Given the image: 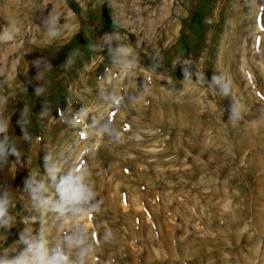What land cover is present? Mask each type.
<instances>
[{"label":"rangeland","instance_id":"374dc122","mask_svg":"<svg viewBox=\"0 0 264 264\" xmlns=\"http://www.w3.org/2000/svg\"><path fill=\"white\" fill-rule=\"evenodd\" d=\"M0 127V257L75 224L84 264H264V0H0ZM73 170L85 213L39 207Z\"/></svg>","mask_w":264,"mask_h":264},{"label":"clouds","instance_id":"9594fccd","mask_svg":"<svg viewBox=\"0 0 264 264\" xmlns=\"http://www.w3.org/2000/svg\"><path fill=\"white\" fill-rule=\"evenodd\" d=\"M53 23H58L60 14L56 13L51 17ZM50 37H56L59 33L56 30L49 29ZM5 38L11 39L8 32L4 34ZM215 83H219V78L213 77ZM42 89L37 88V94ZM230 91L229 84L223 86V93L228 95ZM234 117L240 115V107L238 104L232 106ZM5 129L0 127V132ZM2 150V146H0ZM52 179L55 181L56 192L59 195V200L53 203L50 199L43 198L40 193L44 191V186L39 185L32 189V197L38 202V206L46 208L52 205V208L61 216L71 215L72 217L81 216L86 209L83 205L90 199L91 193L86 188L83 180V174L75 170L68 172L65 175L57 176L52 173ZM7 199H0V228H11L12 217L8 213ZM91 209H87L90 211ZM28 230L25 229L20 235V243L24 244L23 250L12 258L6 256L0 257V264H84L85 257L92 251V245L86 243V238L83 230L79 225L74 224V231L71 235H65L64 246L48 247L42 238L29 237ZM65 247L76 249V258H71L66 252Z\"/></svg>","mask_w":264,"mask_h":264},{"label":"bare ground","instance_id":"6f19581e","mask_svg":"<svg viewBox=\"0 0 264 264\" xmlns=\"http://www.w3.org/2000/svg\"><path fill=\"white\" fill-rule=\"evenodd\" d=\"M125 80V79H124ZM137 124H138V122H137ZM104 132V131H103ZM103 132L101 131V129L100 130H96V132H95V137H97L98 139H100V138H102V136H103ZM92 134V133H91ZM94 137V136H93ZM104 137V136H103ZM103 143H104V141H103ZM95 144V146L93 147V148H90V149H86L87 151H86V155H87V157H88V159L87 160H89V162H87L88 163V166H90V167H95L96 165H97V158H98V156H99V153H101V152H106L107 150V152L106 153H110L111 152V150H110V148L108 149L105 145H103V148H101L102 146V144L99 146V142H96V143H94ZM106 144H108V143H106ZM86 146V145H85ZM99 146V147H98ZM110 146V145H109ZM108 146V147H109ZM112 148V147H111ZM84 149V148H83ZM82 150V149H81ZM166 152V151H165ZM81 153H82V151H81ZM85 154V153H84ZM79 155V154H78ZM86 155H85V157H86ZM83 157V156H82ZM84 158V157H83ZM84 160H85V158H84ZM86 161V160H85ZM81 164H83V162H81ZM80 164V165H81ZM127 166H131L132 167V162L130 161V160H126V163H125ZM85 168V167H84ZM86 169V168H85ZM88 169V168H87ZM90 169V168H89ZM94 169V168H93ZM92 169V170H93ZM91 170V169H90ZM91 170V171H92ZM86 171V170H85ZM87 172V171H86ZM60 175V174H59ZM51 187H53V190L54 191H56V186H55V181H53V182H51ZM129 192V191H128ZM90 204V203H89ZM95 207V206H94ZM98 212V211H97ZM91 213V212H90ZM107 213H109V211L107 212ZM91 216V215H90ZM89 218V217H88ZM92 219V218H91ZM96 219H99V218H96ZM104 219V218H103ZM92 220H94V219H92ZM96 221V220H95ZM84 222V221H83ZM83 222H81V224L83 223ZM98 221H96V223H97ZM86 223V222H85ZM105 223V222H104ZM108 223V222H107ZM87 225V224H86ZM111 225V224H110ZM110 225H108V226H110ZM95 226V225H94ZM89 227V226H88ZM88 227H87V229H88ZM97 227V226H96ZM86 228V227H85ZM91 229V228H90ZM100 229H102V227H100ZM107 231H108V229H106ZM115 230V229H114ZM93 231V230H92ZM95 231H97V230H95ZM102 232V231H101ZM110 233V232H109ZM105 234V233H104ZM113 234V233H112ZM97 235V234H96ZM107 236V235H106ZM109 236H111V235H109ZM101 237V236H100ZM112 237H113V235H112ZM111 237V238H112ZM109 239V238H108ZM103 243V242H102ZM112 243H113V241H112ZM108 245V244H107ZM106 246V245H105Z\"/></svg>","mask_w":264,"mask_h":264}]
</instances>
